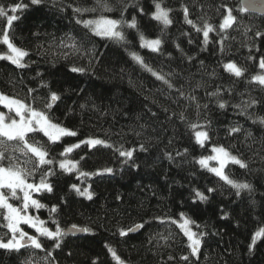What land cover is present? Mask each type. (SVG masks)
Instances as JSON below:
<instances>
[{
	"label": "trees",
	"instance_id": "16d2710c",
	"mask_svg": "<svg viewBox=\"0 0 264 264\" xmlns=\"http://www.w3.org/2000/svg\"><path fill=\"white\" fill-rule=\"evenodd\" d=\"M108 2L114 11L78 13L77 8L95 7L96 0H41L38 5L0 0L8 15L18 17L10 28L7 17H0V38L7 32L11 42L28 53L23 68L0 61V93L77 132L56 143L42 133L30 134L54 163L38 167L30 180L38 183L46 170L52 173L47 177L52 191L33 195L45 207L30 208L29 214L53 231L57 223L64 231L73 225L89 229L84 235L64 236L57 248L56 241L25 227L44 251L0 249V264H264V237L250 250L255 233L264 230V124L260 123L264 85L253 80L264 74L259 68L264 35H257L264 33V17L244 12L235 0ZM156 3L170 10L172 23L166 28L152 18ZM17 4L27 7L12 12ZM185 9L195 27L186 22ZM228 9L235 23L222 30ZM101 14L127 22L135 18L137 27L122 26L126 42L116 43L77 23ZM206 23L214 28L207 44L202 31H196ZM141 34L148 40L160 39L159 51L142 47ZM6 52L0 43V54ZM132 53L152 71L137 63ZM230 62L244 70L243 76L225 69ZM51 93L59 99L52 102ZM0 111L7 114L2 105ZM198 131L208 134L203 146L197 142ZM90 138L112 147L81 143L67 156L61 154ZM216 147L247 165L228 163L224 172L235 182L250 185V190L237 194L236 188L199 164L215 155ZM120 151H133V156L127 159ZM16 155L22 166L32 168L31 163L23 164L29 157ZM65 159L76 162L77 170H61L59 163ZM216 165L209 161V167ZM106 168L112 173L103 172ZM76 188L90 192L92 198ZM197 193L207 199L201 200ZM185 218L202 240L197 256L191 255L179 224ZM6 223L0 217L4 242L11 237ZM136 225L142 227L132 233ZM122 230L127 235H121Z\"/></svg>",
	"mask_w": 264,
	"mask_h": 264
},
{
	"label": "snow or ice",
	"instance_id": "6c2138e0",
	"mask_svg": "<svg viewBox=\"0 0 264 264\" xmlns=\"http://www.w3.org/2000/svg\"><path fill=\"white\" fill-rule=\"evenodd\" d=\"M30 3L33 5H38L41 3V0H30ZM22 7H27V5L17 4L14 6L11 11L17 12ZM253 10H256V5H252ZM101 12H111L114 11L113 6L108 2V0H96V6L92 9H75L78 13L82 12H96L97 10ZM247 11V9H242ZM261 10L264 11V5H261ZM142 12L143 9H140ZM170 10L165 9L161 6L160 3L155 4V11L152 14V18L161 24L164 27L171 25L172 20L169 16ZM7 17V26L10 28L13 21L18 17L15 15H8L3 7H0V17ZM185 18L186 22L189 25L195 27L192 20L187 19V9H185ZM83 23V26L91 31L92 34L99 36L101 38H106L112 40L116 43L126 42V37L122 31V26H127L129 28H136L137 23L135 18L131 22L124 21L123 19H110L104 15H100L97 19H89L86 21L78 20L77 23ZM235 23V17L231 15V9L227 10V15L223 20V23L220 25V28L228 29ZM196 31L203 33V38L205 44L208 43L209 34L214 31L213 26L205 24L203 29L196 28ZM257 35H264V33H257ZM141 46L151 49L153 52L159 51L161 40L160 39H145L144 36L140 35ZM0 43L6 45L7 52L5 54H0V60L10 61L12 64L17 67L23 68L26 65L22 63L24 57L28 55L25 50H22L19 47H16L10 40L7 32L2 35L0 38ZM222 43V41H221ZM133 59L145 67L148 71H152L147 65L144 64L143 59L132 53ZM225 69L232 73L235 77H241L244 74V70L241 67H238L234 62L227 63L224 65ZM259 68L264 69V59L259 61ZM73 72H83L82 68H73ZM156 76L157 79L162 80L164 83L168 84V81L161 75L152 73ZM253 80L260 85H264V74H259L253 77ZM171 87V84H169ZM59 99V96L56 93H51L50 100L55 102ZM0 105L3 108L7 109V114L3 111H0V217L3 218L7 223L4 227L7 228L8 232L11 233L10 239L7 242H4L0 238V249H5L9 251L19 252L22 248L32 247L34 249H39L44 251L43 245L40 240L33 235H29L27 232L23 231L20 227L21 224L28 225L31 228L35 229L40 236L47 237L50 240L56 241L55 247L59 248V241L67 234L57 223L55 230H51L48 227H44V221L39 220L38 218L33 217L29 214L30 208H35L39 210L40 208L45 207L38 199L33 197L34 193H40L41 191H52V186L47 182V177L52 175L50 171H45L41 174L39 182H30L34 177L35 172L38 167L44 165H52L53 160L48 159V151L40 145L38 142H33L30 140V134L32 133H42L44 137H47L48 141L56 143L65 136H76L77 132L64 128L59 124L54 123L49 116L43 112L35 109L29 104L25 103L22 100L11 98L9 96L0 93ZM47 107H51V104H48ZM220 108H224L225 104L220 103ZM183 118V117H182ZM260 123L264 124V119H261ZM191 127L196 128L197 125H191ZM239 129H233V131H238ZM196 139L201 146L208 139V134L205 131L196 132ZM81 143L87 144L91 148L97 146L102 147H112L102 139L90 138L80 143L74 144L72 146L66 147L61 153L64 156H67L74 149L79 148ZM143 150V146H141ZM212 152L215 153L213 156L207 158H202L199 160V164L207 168L209 171L213 172L220 179L224 180L226 183L230 184L233 188L238 190H250V185L246 183H237L234 180L230 179L228 175L225 174L224 169L228 163L237 164L242 168H246L247 165L238 159L237 157L231 155L223 147H216L212 149ZM19 153L25 157H29L28 160L23 162L24 165L31 163L32 168H27L22 166V163L19 161ZM120 156L131 159L133 156V151H120ZM32 158H35L34 160ZM217 161L219 167H209V161ZM59 168L64 172L71 173L74 170H77V163L72 160L65 159L59 163ZM111 168H106L103 172L112 173ZM81 176H88L89 173L80 172ZM103 174V173H97ZM75 187V186H73ZM80 195L86 196L88 199L92 198V194L88 191L80 192L79 188L75 189ZM201 200H206L207 198L200 193H197ZM20 201V206L14 205L10 201ZM52 212L56 211V208L51 209ZM175 223V221H173ZM192 223L189 219H184L183 224L180 225L184 235L189 241V248L191 249V255L197 256L199 249L201 247V237L197 235L196 232L192 231L188 225ZM142 225H136V228H140ZM73 229L88 232L87 228L76 229V226H72ZM134 229H129L128 231H133ZM121 235H127L126 231H121ZM264 237V230L257 231L253 237L252 244L250 245V250L255 246L256 240ZM112 255L115 257L116 253L114 250ZM50 254V253H49ZM118 259V257H117ZM184 260H188L187 256L182 257ZM25 264H31V261H25ZM122 264V262H121Z\"/></svg>",
	"mask_w": 264,
	"mask_h": 264
},
{
	"label": "water",
	"instance_id": "95a60500",
	"mask_svg": "<svg viewBox=\"0 0 264 264\" xmlns=\"http://www.w3.org/2000/svg\"><path fill=\"white\" fill-rule=\"evenodd\" d=\"M236 2L240 3V6L242 9H247V11H244L251 15H256L258 17H264V11L261 10V5H264V0H235ZM256 5V10H253L252 5ZM139 231V228L135 229L132 233H136ZM67 234L65 236H79L84 235L85 232H81L78 230H75L73 228L68 229L65 231Z\"/></svg>",
	"mask_w": 264,
	"mask_h": 264
},
{
	"label": "rangeland",
	"instance_id": "374dc122",
	"mask_svg": "<svg viewBox=\"0 0 264 264\" xmlns=\"http://www.w3.org/2000/svg\"><path fill=\"white\" fill-rule=\"evenodd\" d=\"M96 36V35H95ZM97 37H99V36H97ZM146 48V47H145ZM146 49H148L149 50V48H146ZM151 50V49H150ZM152 51V50H151ZM1 61V60H0ZM7 61V60H6ZM8 62H10V61H8ZM11 63V62H10ZM65 137H68V136H65ZM65 137H62V138H65ZM61 138V139H62ZM214 153V152H213ZM217 162V161H216ZM217 167H219V164H218V162H217V165H216ZM211 172V171H210ZM211 173H213V172H211ZM214 174V173H213ZM215 175V174H214ZM35 194V193H34ZM33 194V195H34ZM180 225L181 224H183V221H181L180 223H179ZM22 229H23V231H25V232H27V230L25 229V227H29V228H31L30 226H28V225H24V224H21V226H20ZM188 227L190 228V224L188 225ZM33 229V228H32ZM28 233V232H27ZM29 234V233H28ZM30 235V234H29Z\"/></svg>",
	"mask_w": 264,
	"mask_h": 264
}]
</instances>
